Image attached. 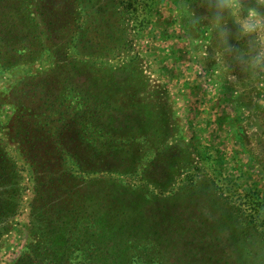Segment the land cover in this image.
Masks as SVG:
<instances>
[{
  "label": "rangeland",
  "instance_id": "374dc122",
  "mask_svg": "<svg viewBox=\"0 0 264 264\" xmlns=\"http://www.w3.org/2000/svg\"><path fill=\"white\" fill-rule=\"evenodd\" d=\"M61 1L47 7L52 40L39 56L0 60V138L15 108L30 126L39 123L36 130L48 123L54 137L65 135L55 143L64 151L56 163L75 191L52 206L41 182L59 186L58 172L35 170L22 144L3 137L21 193L0 235V264L16 263L29 248L47 254L31 230L37 207L47 217L48 205L70 200L75 209L93 197L77 212L89 217L101 193L124 198L126 225L116 229L105 198L98 209L105 228L74 222L69 240L55 241L56 264H264V56L257 59L264 37L231 38L238 27L228 16L216 24L217 0ZM243 3L264 12L260 0ZM51 42L58 56L69 44L75 66L58 63ZM100 47L111 53L109 65L90 56ZM47 219L40 220L45 236L50 221L61 220ZM101 229L112 239L108 250L77 255L82 238ZM115 242L123 250L114 259Z\"/></svg>",
  "mask_w": 264,
  "mask_h": 264
},
{
  "label": "trees",
  "instance_id": "16d2710c",
  "mask_svg": "<svg viewBox=\"0 0 264 264\" xmlns=\"http://www.w3.org/2000/svg\"><path fill=\"white\" fill-rule=\"evenodd\" d=\"M53 2L54 8H61V0H53ZM49 4H51L50 0H0V60L5 61V65L26 62L32 60L34 56V58H36L42 53V49L46 48L44 46L45 42L48 43L49 40H52L51 34L53 30L50 28L52 25L45 16ZM79 13L80 12L77 11V15ZM80 20L81 17L77 16V22ZM92 22L93 20L87 21V25L91 26ZM231 35L234 36L231 38L238 37V39L240 38L241 41L242 36L239 34L236 28H234V31ZM68 45L69 44H67V47H65V51H63L64 53H61L60 56L56 55L57 48L55 47L54 42L50 43L48 49L52 50L53 55L56 56L58 63L74 65L73 59H68L69 54H71V48H69ZM90 56L94 58V61L101 66L110 64V59L108 58L111 56V53L107 51L106 47L95 49L93 53L90 54ZM100 68L101 67L98 69L100 70ZM91 73L93 74L92 71ZM20 110L21 108H15V114L9 120V130L8 132L4 133L3 137L8 136L10 137L11 141H17L22 144L26 157L31 160V165L35 167V170H38L35 165L39 164L41 168L46 167L47 171H49V173H51L53 176L54 172H58V175L54 177L55 179L52 183H58L60 184L59 186L52 188V185H49L51 187H47L48 182H41V184L44 186V191L49 190L50 192L47 196L50 198V201L47 202L54 201V204L52 205L54 206L56 205V202H58V199L62 200L63 197L66 199L73 197L72 192L75 191V185H72V183L69 182H64L66 170L64 169V171H62V168H60L59 164L56 163L57 160L61 158V155L64 153V151L62 149H56L57 146L55 143L60 142L61 144V142L65 140V135H62L61 137V133L57 132V135L54 137V135H52L50 131L45 128L47 125H49L48 123L41 125V130H36V128L39 126V123L34 125V127L30 126L33 125L34 122L31 121L28 114H21ZM19 119H21V121ZM22 119L25 122L24 124L22 123ZM1 130L2 129H0V134ZM38 133H43L42 135L45 139L39 136ZM3 137L0 138V235L6 231L5 222L8 219L7 217H9L7 214L10 213V215H14V212H18L17 210L19 209L20 204L18 203L19 199L17 201V198L19 193H21V187L19 185L21 175L17 169L14 159L9 154V151H7V146ZM39 142L42 144L41 147H39ZM42 150L43 154L41 153ZM68 155L69 157L77 158L76 153H71L68 151ZM51 179H49V181H51ZM97 185L99 188L100 184L97 183ZM125 189L128 190V192L132 191V189L126 187ZM96 193H98L97 190L95 194ZM101 194L104 196H99L95 199L96 202H99L97 203L95 209V211L97 210V215H92L95 211H91L89 217L87 215L79 217L77 212L81 211V207H87L88 203L94 201L93 197H89L87 202L85 200L80 203L81 200H79L78 206L75 209L74 203L70 200H68L60 208H53L48 205L49 216L47 217H43L41 213L42 209L37 207L33 211L34 217L33 220H31V230L34 229V232L39 236V241L43 242L47 254L44 255V253L42 254L38 251H35V249L31 251V248H29L28 253L24 254V256L14 264H56L57 250L55 247V241L61 238V240L67 242L70 236L74 233L73 231L76 228L75 223L79 225L81 224L82 226L83 224L81 222L82 220H85L84 225L87 229L92 228L93 224H97L94 227L96 230L98 228H105L106 224L102 215L100 214L101 210H98L99 208L102 209L104 207L105 198L107 199L108 204L113 206V211L111 214L113 218L118 220L120 223L116 229L121 232L122 228H124L126 225L125 210L121 209L124 208L123 206L126 203H121V200L124 198L118 199L116 197L112 199V196L108 195L107 193ZM11 196H14L16 199L13 203L12 209H7L6 200L10 199L9 197ZM41 196L44 197V193L41 194ZM47 204L48 203H44V205ZM86 212L87 211L83 213L86 214ZM71 214L72 220L65 221V218ZM52 216H55L58 219L61 218V220L54 226H52L53 221H50L51 223L47 225V236H45L44 231H42V228L45 226H41L40 220H49L47 218H51ZM68 223L69 225L66 227L65 224L67 225ZM114 226L115 225H112L108 227V229L110 230ZM38 228L41 229L38 231ZM102 229L99 233H92L89 236L82 238V243L77 244V255L82 253H90L93 248L101 249V251L104 249L108 250V245L112 239H108V235L105 236L106 233L105 231L102 232ZM116 242L118 243V241ZM116 242L114 249L110 252L114 259L115 257L118 258L121 254L120 252L123 250V248L121 250L120 247L118 248ZM94 243L97 245H94ZM89 256L90 255L87 257Z\"/></svg>",
  "mask_w": 264,
  "mask_h": 264
},
{
  "label": "clouds",
  "instance_id": "9594fccd",
  "mask_svg": "<svg viewBox=\"0 0 264 264\" xmlns=\"http://www.w3.org/2000/svg\"><path fill=\"white\" fill-rule=\"evenodd\" d=\"M264 6V0H260ZM216 24L219 26L225 16L231 17L237 25L239 34L246 37H264V12L257 7L245 8L243 0H217ZM264 52L257 57L259 60Z\"/></svg>",
  "mask_w": 264,
  "mask_h": 264
}]
</instances>
